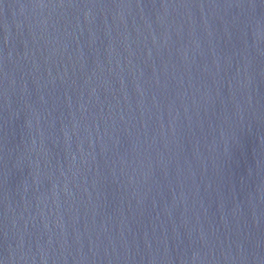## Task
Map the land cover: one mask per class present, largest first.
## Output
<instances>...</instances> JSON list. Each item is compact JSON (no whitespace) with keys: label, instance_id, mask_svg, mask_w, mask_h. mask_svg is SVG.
Wrapping results in <instances>:
<instances>
[{"label":"water","instance_id":"obj_1","mask_svg":"<svg viewBox=\"0 0 264 264\" xmlns=\"http://www.w3.org/2000/svg\"><path fill=\"white\" fill-rule=\"evenodd\" d=\"M0 264H264V0H0Z\"/></svg>","mask_w":264,"mask_h":264}]
</instances>
